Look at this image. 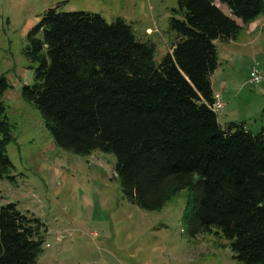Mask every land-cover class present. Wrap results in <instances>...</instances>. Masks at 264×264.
<instances>
[{"label":"trees","instance_id":"1","mask_svg":"<svg viewBox=\"0 0 264 264\" xmlns=\"http://www.w3.org/2000/svg\"><path fill=\"white\" fill-rule=\"evenodd\" d=\"M217 3L227 14L213 0H176L168 18L174 39L157 62L154 44L119 19L48 9L26 32L23 56L34 66L19 94L56 146L112 154L127 201L158 209L188 188V234L214 229L233 259L264 264V135L241 122L221 126L210 108L215 43L235 40L264 17V0ZM9 87L0 75V177L11 167V124L1 99ZM40 225L13 203L0 205V264H34Z\"/></svg>","mask_w":264,"mask_h":264},{"label":"rangeland","instance_id":"2","mask_svg":"<svg viewBox=\"0 0 264 264\" xmlns=\"http://www.w3.org/2000/svg\"><path fill=\"white\" fill-rule=\"evenodd\" d=\"M175 8L176 0H0V75L10 84L1 99L11 124L5 146L11 167L0 177V205L13 203L39 220L42 242L34 264H242L214 229L188 234V188L158 209L138 208L120 190L112 154L56 146L37 109L19 94L34 66L23 56L25 35L46 10L96 14L106 23L119 19L135 38L154 44L157 62L173 42L168 18ZM244 28L235 40L215 44L212 81L215 89L222 83L223 95L215 114L221 126L241 122L264 135V17ZM251 68L260 81L248 82Z\"/></svg>","mask_w":264,"mask_h":264},{"label":"built area","instance_id":"3","mask_svg":"<svg viewBox=\"0 0 264 264\" xmlns=\"http://www.w3.org/2000/svg\"><path fill=\"white\" fill-rule=\"evenodd\" d=\"M261 76L260 72L256 70L255 68H251V70L248 73V82H258L260 81ZM221 100H220V95L219 93H213V102L210 105V108L214 111L217 109L221 108Z\"/></svg>","mask_w":264,"mask_h":264},{"label":"crops","instance_id":"4","mask_svg":"<svg viewBox=\"0 0 264 264\" xmlns=\"http://www.w3.org/2000/svg\"><path fill=\"white\" fill-rule=\"evenodd\" d=\"M225 8V7H224ZM234 21H235V23L237 24V25H239V26H241V23H240V21L239 20H237V19H234ZM249 26L251 25V23L250 24H248ZM247 25V26H248ZM246 26V27H247ZM243 29H245L244 27L242 28V30ZM245 31V30H244ZM228 42H230V41H228ZM228 42H226V43H228ZM217 43V42H216ZM215 43V44H216ZM221 57H222V55H221ZM219 60V59H218ZM214 72H215V70L212 72V74H211V77H210V84H211V90H212V92L213 93H215V92H217V93H219L220 94V100L222 99V97H223V95L221 94L222 93V90L220 89V85H222V83L219 85V87L218 88H216L215 89V87H214V82L212 81V78H213V75H214ZM221 90V91H220ZM221 108L223 107V103L221 102Z\"/></svg>","mask_w":264,"mask_h":264}]
</instances>
